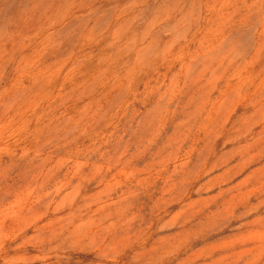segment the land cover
<instances>
[{
  "label": "rangeland",
  "instance_id": "374dc122",
  "mask_svg": "<svg viewBox=\"0 0 264 264\" xmlns=\"http://www.w3.org/2000/svg\"><path fill=\"white\" fill-rule=\"evenodd\" d=\"M0 264H264V0H0Z\"/></svg>",
  "mask_w": 264,
  "mask_h": 264
}]
</instances>
